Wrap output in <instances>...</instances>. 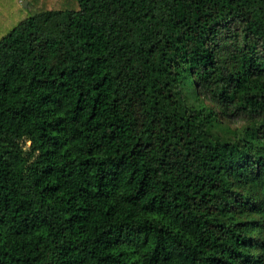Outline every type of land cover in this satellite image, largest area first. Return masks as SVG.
I'll use <instances>...</instances> for the list:
<instances>
[{
	"label": "trees",
	"instance_id": "obj_1",
	"mask_svg": "<svg viewBox=\"0 0 264 264\" xmlns=\"http://www.w3.org/2000/svg\"><path fill=\"white\" fill-rule=\"evenodd\" d=\"M0 264H264V0H73L3 37Z\"/></svg>",
	"mask_w": 264,
	"mask_h": 264
},
{
	"label": "rangeland",
	"instance_id": "obj_2",
	"mask_svg": "<svg viewBox=\"0 0 264 264\" xmlns=\"http://www.w3.org/2000/svg\"><path fill=\"white\" fill-rule=\"evenodd\" d=\"M68 2L73 3V0H0V40L20 22L39 10L60 7Z\"/></svg>",
	"mask_w": 264,
	"mask_h": 264
}]
</instances>
